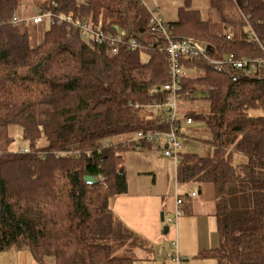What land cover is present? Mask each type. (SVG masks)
<instances>
[{"label":"trees","instance_id":"1","mask_svg":"<svg viewBox=\"0 0 264 264\" xmlns=\"http://www.w3.org/2000/svg\"><path fill=\"white\" fill-rule=\"evenodd\" d=\"M193 2L164 21L173 40L192 39L220 58H264V0H208L206 16ZM21 5L0 0V258L26 250L38 264H133L116 254L129 234L111 200L128 191L125 154L159 148L115 138L169 131L165 115L145 108L168 100L159 91L170 80L160 51L167 42L151 31L138 0L37 5L105 34L123 32L115 54L66 24L13 23ZM131 40L140 48L132 50ZM183 65L179 109L200 107L184 119L205 122L213 149L211 157L185 151L176 166L178 185L201 194L213 187L220 246L203 255L217 264H264V70L249 74L203 58Z\"/></svg>","mask_w":264,"mask_h":264},{"label":"crops","instance_id":"2","mask_svg":"<svg viewBox=\"0 0 264 264\" xmlns=\"http://www.w3.org/2000/svg\"><path fill=\"white\" fill-rule=\"evenodd\" d=\"M159 1L161 3V0ZM172 1L173 4H177L178 2L177 0ZM183 4L184 0L179 7L183 6ZM160 5L163 6L162 3ZM37 12V6L34 8L22 4L18 8L17 14L20 19L25 20L35 16ZM164 21L166 20L164 19ZM166 22H171V20ZM137 150L140 151L142 156H152L153 154H149L152 151L162 152V150L152 146L140 147ZM132 151L127 152L125 157L132 154ZM143 151L148 153L145 154ZM162 155H164L163 152ZM162 160L168 164L173 163L172 159L165 156ZM153 184H157L156 178L153 180ZM182 187L184 189V195L181 197L184 201L182 207L183 214L179 218L176 227L173 228L180 241L179 243L177 241V247L173 246L172 242L170 249L163 248L161 250L158 246L162 239H168V237L173 238L171 235L172 228L169 224L167 232L164 231L165 236H162L163 226L161 224L162 219L160 220V214L161 218L163 216L166 221L165 213L162 212L167 206L161 199V192L154 195L152 191L149 192L147 190V186L138 192H131L128 183L127 193L111 200V209L118 224H121V229L129 234L126 242L117 245L119 246L116 253L117 256L132 257L133 264H211L212 262L210 261H215L203 255L204 252L220 246L214 199L208 197L209 193L207 195L206 192L201 194V191L197 187ZM191 191H196L198 196L191 197L188 195ZM170 205L171 207L168 210L175 213L176 199ZM191 236L193 240H191ZM10 253H15L16 264H38L29 251H8L5 255H9ZM177 253L186 259L182 262H176L174 257ZM2 256L1 264L3 260Z\"/></svg>","mask_w":264,"mask_h":264},{"label":"built area","instance_id":"3","mask_svg":"<svg viewBox=\"0 0 264 264\" xmlns=\"http://www.w3.org/2000/svg\"><path fill=\"white\" fill-rule=\"evenodd\" d=\"M141 5L147 10L150 17V28L154 34L163 36L167 42L165 48L161 49V52H165L169 61V76L170 80L163 87L159 88L168 95V100L165 103L154 102L145 108L149 111L156 112L158 114L165 115L167 122L170 125L169 131L164 134L161 132H138L136 134L122 136V143L129 142L140 145L142 142L154 143L160 150H162L165 157L172 159L176 164L182 158V153L186 151L187 145L180 140V137L187 138L186 131L179 127L177 122L179 118V102L182 99L180 95V82L188 75L187 70L183 65V60L203 58L207 63L218 66H232L236 69L245 70L247 73H254L256 71L264 70V58H244L236 59L234 56H227L226 58H220L215 55L208 46L201 44L192 39H185L175 41L170 37V30L168 25L164 22L159 12L161 5L158 1L150 0H138ZM21 21L31 23L32 25H45L49 28L52 24H66L69 28L73 27L79 29L81 32V38L83 40L92 39L99 44L106 43L112 50V53H117L118 47L124 44V33L120 34H105L101 29H94L86 22H83L79 18H73L70 16H63L61 14L54 13H41L37 12L35 16L30 19L22 20L19 16L13 18V23H19ZM229 38V37H228ZM129 46L132 50L139 49V44L136 40H131ZM146 50H154L151 47H146ZM146 60L148 56H146ZM155 89L151 94L155 93ZM140 108V106H135ZM186 125H191L193 120L188 118L185 120ZM22 153H27L28 149L23 148ZM191 197H197L196 191L189 193ZM183 199L180 196L176 197V209L175 219H166L169 225H177L179 218L182 216L183 211ZM173 246L177 247V242H173ZM186 258L180 256L178 253L175 255L174 260L176 262H182Z\"/></svg>","mask_w":264,"mask_h":264},{"label":"rangeland","instance_id":"4","mask_svg":"<svg viewBox=\"0 0 264 264\" xmlns=\"http://www.w3.org/2000/svg\"><path fill=\"white\" fill-rule=\"evenodd\" d=\"M44 0H22L23 5H29L34 8L36 6L43 2ZM159 1V0H158ZM177 4H173L172 0H161V3L163 6H161V10L159 12L162 19L164 18L166 21H172L176 20L178 16V7L182 4L183 0H177ZM160 2V1H159ZM160 3V4H161ZM193 7L197 10H199L203 16H206L209 12L208 7V0H194ZM18 16V15H17ZM163 19V20H164ZM47 28V27H46ZM203 94H198L199 99L202 98ZM200 104V102H198ZM202 107L207 110V103H202ZM202 108V109H203ZM191 110H200V107L197 105L195 106H189L179 109V118L182 120V127L181 129L183 131H186V135H188L190 138H184L180 137V140L187 145L186 152H192L197 153L204 157H211L213 156V149L208 143V132L205 122L202 121H194L191 125H186L185 121V115ZM21 132H17L15 137V147L20 148L23 146V142L21 140ZM121 137H116L115 142H121ZM147 151V150H146ZM146 151H143L145 154L148 153ZM132 154L127 155L124 158V165L126 168V175L127 180L130 185L131 192H138L141 189H145V186H147V190L149 192H153V194H158V192H161V199L165 202L164 204L167 206L163 210L162 213H165V219H168L169 217H172L175 219V213L170 212L168 209L171 207V202L176 199L177 196L183 197L184 195V189L182 186L178 185L175 178V172H176V166L177 164L172 161L173 163H165L162 159L164 158V155H162V152H155L152 151L149 154H153L152 156L147 155H141L140 151H132ZM156 178L157 184H153V180ZM209 193L208 197L211 199H214V192L213 187L209 186V189L206 191V195ZM160 220H161V214H160ZM162 236H165L164 231L168 227L167 221H162ZM176 227L174 225H171L172 228V239L168 237V239H162L159 242V247L162 250L163 248H168L172 246V242L179 243V238L176 236L173 228ZM173 240V241H172ZM191 240H193V237L191 236ZM3 253L2 257V264H16L15 260V253H10L9 255H5ZM1 261V258H0ZM213 264L216 263V261H210ZM211 263V264H212ZM1 264V263H0Z\"/></svg>","mask_w":264,"mask_h":264},{"label":"water","instance_id":"5","mask_svg":"<svg viewBox=\"0 0 264 264\" xmlns=\"http://www.w3.org/2000/svg\"><path fill=\"white\" fill-rule=\"evenodd\" d=\"M85 180H86L87 182H91V183H94V182H95V178H93V177H91V176L86 177ZM161 219H162V221L164 220L163 216H162ZM167 230H168V228L165 229L166 232H167Z\"/></svg>","mask_w":264,"mask_h":264}]
</instances>
